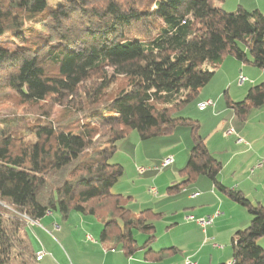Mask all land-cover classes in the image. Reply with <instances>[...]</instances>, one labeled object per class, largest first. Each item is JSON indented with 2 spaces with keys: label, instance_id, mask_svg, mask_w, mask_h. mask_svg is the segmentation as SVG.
Returning a JSON list of instances; mask_svg holds the SVG:
<instances>
[{
  "label": "trees",
  "instance_id": "trees-1",
  "mask_svg": "<svg viewBox=\"0 0 264 264\" xmlns=\"http://www.w3.org/2000/svg\"><path fill=\"white\" fill-rule=\"evenodd\" d=\"M222 0H0V264H39L26 241L23 215L49 211L66 219L92 215L100 241L133 254L154 239L150 208L133 217L111 187V163L130 130L141 139L188 126L193 144L174 190L199 175L251 216L231 240L233 264H264V205L218 180L222 163L199 135V123L172 114L206 85L227 55L264 67V14ZM249 55V56H248ZM209 61L210 68L200 63ZM239 117L264 106V80L238 102ZM134 232L147 233L139 246ZM175 247L145 258L161 260Z\"/></svg>",
  "mask_w": 264,
  "mask_h": 264
},
{
  "label": "crops",
  "instance_id": "crops-1",
  "mask_svg": "<svg viewBox=\"0 0 264 264\" xmlns=\"http://www.w3.org/2000/svg\"><path fill=\"white\" fill-rule=\"evenodd\" d=\"M215 5L228 11L242 6L249 11L258 10L264 14V0H222L215 3ZM227 56L221 60L222 63L228 59L231 62L237 61L233 58H227ZM236 63L233 62V64L238 65ZM248 65L250 64L240 65L242 67L239 71L247 72L251 78L250 83L256 84L257 82L263 81L264 67L260 70H252ZM218 70L219 68L216 67L215 73ZM207 87L203 86L197 92L199 101L214 99L219 103L220 93L213 92L211 88ZM258 111L259 114H264V109ZM231 118L232 120L234 119L233 116ZM247 119L244 118L242 123L238 122L236 124V133L242 139L247 138L251 142V147L249 148L246 147L247 143H244L246 141L237 143L235 141V135L225 136L223 133L225 130L224 124L218 127L219 131L213 137L209 138L210 134L207 133L203 138L210 153L223 165L224 162H227L225 169L230 163L228 160L231 157L234 158L239 155L247 156L246 166H252L256 162L252 166L256 167L250 171V174H221L219 172L218 180L225 187L240 190L251 202H258L264 205V164L259 165V162L256 161L260 159L264 160V134H256L252 137L249 134L250 126L248 125L249 120ZM186 148H188V145H185V153ZM166 152L167 154L173 155V163L179 164V166L180 164H184L182 163L185 160L184 151L179 155L178 151L171 152V149L163 150L162 153H158L155 157L149 156L147 159L159 162L163 156L162 154ZM222 153L223 155L225 154L224 159L221 157ZM229 155L230 157L226 161ZM158 176L163 177V186H169L167 184L174 182L178 184L183 180L182 174H176V171L172 168L166 174H160ZM179 177H181V180L178 182ZM198 177L161 195L162 199H173L174 201H178L180 203L179 205L168 209L166 206L158 207L159 205H155L156 202H154L153 205L147 203L150 205L143 207V209L150 208L154 213H158L159 215L155 216L157 217L155 219L165 218L166 214L164 212L171 210L174 215L170 219L172 220L171 224L168 225L172 227L168 228L169 230L184 233L179 240L155 245L153 244L155 241L154 237V239L147 242L142 248L137 249L133 254L125 255L118 245L107 242L97 244L96 240L91 236V231H89L95 225L91 218L83 216V214H81L82 216L77 214L70 219L71 213L66 219H63L60 218L57 212L49 211L38 220L26 222V228L29 227L30 231L36 235L34 240L35 244L33 245L34 249L32 250L35 254L41 250L45 251V254L39 260V264H185L184 261L186 259L192 260L196 264H225L232 258L231 240L234 233L237 230L247 227L250 223L251 216L244 207L233 201L225 192L215 187L207 176V180ZM155 181L156 179L153 177L152 182ZM112 192L114 194L125 195L121 191L112 190ZM148 193L152 192L148 191ZM193 193L197 194L193 196ZM130 194H127V196L132 197V194ZM152 194L157 196L158 189L156 188V193ZM127 206L130 209V203ZM185 209L186 211L180 213L181 210ZM217 210L219 211L218 216L214 218L211 225L207 226L205 231L195 222L185 218L187 215L202 217L212 214ZM56 226L58 227L56 228ZM51 233L57 235L61 244L53 242L50 239L49 236ZM88 235L92 239H89L87 237ZM144 235L145 241L148 234L144 233ZM143 242L142 244L137 242V244L141 246L144 244ZM257 242L264 248V237L259 238ZM167 247H175L177 251L158 261L145 258V251L148 248L157 251Z\"/></svg>",
  "mask_w": 264,
  "mask_h": 264
},
{
  "label": "rangeland",
  "instance_id": "rangeland-1",
  "mask_svg": "<svg viewBox=\"0 0 264 264\" xmlns=\"http://www.w3.org/2000/svg\"><path fill=\"white\" fill-rule=\"evenodd\" d=\"M215 3H217L215 1ZM228 11V10H227ZM0 45L6 46L9 48H12L15 46L14 38L11 37H3L0 39ZM228 55L227 58H233L234 60H237L235 57ZM249 56V55H248ZM233 62H237L235 65ZM240 61H229L226 60L222 63V61L217 65L219 68L218 72L214 73L211 80L204 85V87L208 86L207 88H211L213 92L220 93V101H214L213 107H207L204 110L198 109V104L200 103L198 93L184 106H182L179 110L175 111L172 116L174 117H187L192 120L198 121L199 123V129L198 133L199 135L203 136L207 133L210 134V137H213L216 132H218V127L221 124H224L225 130L224 132L232 126L234 130L236 131V124L238 122L242 123L244 121V118L239 117L233 108L229 107L227 104V101H233L238 102L242 100L248 88L250 86H253L255 84L250 83V76H248L246 71H239L241 69L242 64H247V62L240 64ZM202 68H210L212 65L209 61H204L203 63L199 64ZM252 70H260L261 68H258L256 66H253L252 64L248 65ZM216 69V68H215ZM239 75H243L247 78L246 81L239 83ZM257 82L256 84H258ZM207 90V89H206ZM261 108L264 109V106H258V107H251L249 111L247 112L245 118L249 120L248 125L250 135L254 137V135H260L264 134V114H259L257 109ZM12 108L3 106L0 108V112H12ZM252 110V111H250ZM184 115V116H183ZM234 117L232 120L231 117ZM247 122V121H246ZM223 132V133H224ZM240 136V135H239ZM244 141H246L247 145L246 147H251L250 141L247 138H243ZM193 144V139L191 136V131L188 126H177L174 128L171 132L163 135H159L156 137H152L149 139H141L139 137V134L135 130H130L127 132L126 136L118 142L116 150L113 154V156L110 158L111 163H118L122 166V174L117 180V182L113 185L112 190L113 191H121L124 196L126 197L127 194L131 193L132 197L126 200L125 206L128 207L130 203V211L133 215V217H137L139 211L143 209V207H146V205H150L154 202H156L155 205L166 206L168 209L170 207L179 205L180 203L178 201H174L173 199H162L161 195L163 193H166L169 191L167 187L172 186L173 184L177 183L174 182L172 184H167L169 186H163V177H160L158 175L160 174H166L171 168L176 171V174H181L179 169L183 167L187 159L189 157V152ZM219 144V143H218ZM185 145H188V148H186L185 153ZM166 149H171V152L178 151L179 155L180 153L184 151L185 160L184 164H170L166 167L159 168L162 159L166 156H173L171 154H162L163 156L160 158L159 162H156L155 160H148L147 157L149 156H156L158 153H162V151ZM222 158L225 157L223 153L221 154ZM230 155L226 158V161L229 159ZM174 158V157H173ZM232 158V157H231ZM231 158L228 160L230 161L228 167L225 169V165L227 162H224V165L222 164L221 168V174H250V171L256 167H252L250 165L246 166L247 156H236L234 158ZM224 159V158H223ZM259 163L262 161L256 160ZM181 163V158H180ZM138 167H144L146 168L145 171L139 172L137 170ZM180 167V168H179ZM235 170L233 173L232 171ZM156 179L155 182H152V178ZM198 178H202L207 180L206 176L199 175ZM181 180V177L178 178V182ZM156 187L158 189V195L155 196L152 193H148L150 187ZM111 190V192H112ZM114 193V192H112ZM130 194V195H131ZM161 198V199H160ZM144 202V203H143ZM150 203V204H147ZM168 205V206H167ZM185 210H181V212H184ZM166 214L165 218L161 219H155L157 217H154V235H155V241L153 244L159 245L161 243H171L173 240H179L183 232H178L176 230H169L168 226L171 224V217L174 215L171 210H167L164 212ZM81 215L80 213L73 212L71 214L70 219H72V216L74 215ZM82 216V215H81ZM91 218L93 220L94 224L93 228H90L89 231H91V236L96 240L97 244H100V237L99 233L101 230V223L97 218H95L92 215H83ZM23 217V216H22ZM24 218V217H23ZM74 219V218H73ZM25 223L27 220L24 218ZM60 221V219H59ZM96 226V228H95ZM26 231V241L29 244V247L31 249H34V240L36 235L32 233L29 229V227L25 228ZM134 237L137 240L139 244H142V242L145 239V235L143 232H134ZM50 239L53 242L60 243V239L57 237L55 233H51L49 236ZM179 237V238H178ZM61 244V243H60ZM44 251V250H43ZM45 252V251H44ZM53 258V257H52ZM43 263V262H42Z\"/></svg>",
  "mask_w": 264,
  "mask_h": 264
},
{
  "label": "built area",
  "instance_id": "built-area-1",
  "mask_svg": "<svg viewBox=\"0 0 264 264\" xmlns=\"http://www.w3.org/2000/svg\"><path fill=\"white\" fill-rule=\"evenodd\" d=\"M244 81H246V77H244L243 75H239V83H242V82H244ZM213 106H214V102H213V100H211V99H206V100H204V101H202V102H200V103L198 104V109H199V110H204V109H206L207 107H213ZM224 135H225V136H228V135H235V136H236V137H235V141H236L237 143H242V142H244V140H243L239 135H237L236 131L234 130V128H233L232 126H230V127L224 132ZM244 143H246V142H244ZM173 161H174L173 156H170V155H169V156H166V157H164V158L162 159V161H161V163H160V165H159L158 167H159V168L166 167V166L172 164ZM262 164H264V160H262V161L259 163V165H262ZM137 170H138L139 172H143V171L146 170V168H144V167H138ZM149 192L156 193V188H155L154 186L150 187V188H149ZM196 194H197V193H193L192 195L195 196ZM218 214H219V211L217 210V211L213 212L212 214H208V215H205V216H202V217H195V216H193V215H187L185 218H186L187 220H189V221H193V222H195L196 224H198V225L202 228L203 231H205L206 228H207V226H209V225L212 224L214 218H215L216 216H218ZM23 217H24L28 222L33 221V220H32L31 218H29L28 216L23 215ZM57 227H58V226H56V228H57ZM87 237H88L89 239H92L91 236H89V235H88ZM112 250H113V249H112ZM44 254H45V252H44L43 250L37 252V253L35 254V259H36L37 261L41 260V258H42V256H43ZM233 262H234V260L231 258V259L228 260L225 264H233ZM184 263H185V264H196L194 261L189 260V259H186V260L184 261Z\"/></svg>",
  "mask_w": 264,
  "mask_h": 264
}]
</instances>
